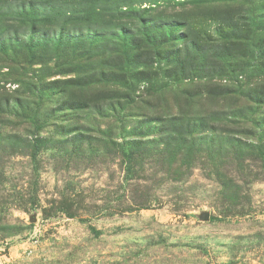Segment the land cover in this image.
Listing matches in <instances>:
<instances>
[{
	"label": "rangeland",
	"instance_id": "1",
	"mask_svg": "<svg viewBox=\"0 0 264 264\" xmlns=\"http://www.w3.org/2000/svg\"><path fill=\"white\" fill-rule=\"evenodd\" d=\"M37 1L0 0V264H264V0Z\"/></svg>",
	"mask_w": 264,
	"mask_h": 264
},
{
	"label": "trees",
	"instance_id": "2",
	"mask_svg": "<svg viewBox=\"0 0 264 264\" xmlns=\"http://www.w3.org/2000/svg\"><path fill=\"white\" fill-rule=\"evenodd\" d=\"M144 2H153L157 1V0H141ZM170 2L175 1V0H169ZM179 1V5H185L186 2L188 0H178ZM38 2V7L42 8V10H44L45 12L41 13L42 17H43V21L45 22H52L55 18L59 17V16H65L68 19H71L72 17H74L80 10L85 9L88 11H105L108 12L110 14H115V18L119 19V18H129V12H130V8L131 5L134 3V0H96L93 3L89 1V2H85L84 0H42V3L44 4V6L40 5V2ZM36 6H32V3H29L27 6V9L30 10V8L33 7H37ZM123 7H126V9H123ZM25 11V16L30 14V11ZM118 12V13H117ZM120 13V17H118V14ZM39 15V14H38ZM18 16L20 21L24 20V15L19 14ZM36 26V25H34ZM36 32L37 28L34 29ZM21 43H23L21 41ZM264 94V91L262 90H258L257 91V98L252 101V103L254 105H256L257 100H261L262 98H264V96L262 95ZM254 107V106H253ZM255 110H260L259 107H254ZM234 110V109H233ZM256 115L264 117V113L262 115V113H258L255 114L254 116L256 117ZM241 120L243 122V125L248 126L249 122L251 121L250 118H247V116H242ZM252 123L254 124V119H252ZM251 125V132H253V130H255V126ZM264 133V128L261 131ZM261 133V134H263Z\"/></svg>",
	"mask_w": 264,
	"mask_h": 264
}]
</instances>
